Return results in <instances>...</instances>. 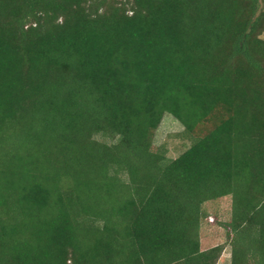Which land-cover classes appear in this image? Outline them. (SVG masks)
I'll use <instances>...</instances> for the list:
<instances>
[{"label": "trees", "instance_id": "trees-1", "mask_svg": "<svg viewBox=\"0 0 264 264\" xmlns=\"http://www.w3.org/2000/svg\"><path fill=\"white\" fill-rule=\"evenodd\" d=\"M263 34L264 0H0V264H217L222 198L264 264Z\"/></svg>", "mask_w": 264, "mask_h": 264}, {"label": "rangeland", "instance_id": "rangeland-1", "mask_svg": "<svg viewBox=\"0 0 264 264\" xmlns=\"http://www.w3.org/2000/svg\"><path fill=\"white\" fill-rule=\"evenodd\" d=\"M264 38V34L262 36ZM155 142L158 145H166L169 155L176 157L189 145V140L184 136L182 125L171 114H164L156 131ZM210 217L203 223L201 229L202 248L223 244L224 251L217 264L230 263V248L227 244V234L221 222H225L229 216L230 200L222 198L206 205Z\"/></svg>", "mask_w": 264, "mask_h": 264}]
</instances>
